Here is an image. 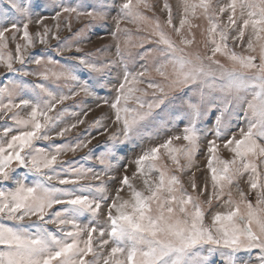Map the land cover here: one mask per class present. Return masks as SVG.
I'll use <instances>...</instances> for the list:
<instances>
[{
  "label": "snow or ice",
  "instance_id": "6c2138e0",
  "mask_svg": "<svg viewBox=\"0 0 264 264\" xmlns=\"http://www.w3.org/2000/svg\"><path fill=\"white\" fill-rule=\"evenodd\" d=\"M3 4L7 6H0V68L4 69L0 76L8 83L0 86V120L8 117L23 130L0 143V181L17 182L14 190L0 191V216L16 222L15 227L0 224V264H212V257H219L221 264H251L252 253L256 250L259 264H264V171L261 170L264 165V0H229L216 7L212 0H199V3L183 0L179 27L173 24L172 8L167 0L161 8L166 13L164 24L159 18L153 23L152 18L144 14L145 11L154 12V6L148 0H123L119 5L115 0L111 5L109 0H71L70 3L65 0H0V5ZM115 9H118L113 17L117 31H121L122 21L136 24L138 30L141 24L150 26L151 33L146 39L157 46L155 51L161 59L154 71L161 81L146 80L150 73L145 65H141L140 70L129 69V49L135 45L128 39L122 42L123 47L118 40L116 59L102 64L93 61L90 54H75L82 51L79 40H61L62 17L71 32L73 18L104 21ZM197 9L209 21L204 54L189 51L195 43L192 33L195 26L190 17L196 16ZM46 13H50L56 22L55 31L45 23L49 18ZM225 13H228L227 23L221 19ZM238 20L241 21L239 24ZM30 24L36 25L35 33L29 31ZM165 25L176 33L178 42L165 31ZM232 26H236L237 32L231 37L234 44L242 41L245 31L251 29L247 49L250 52L259 49V63L255 62L256 56L240 55L229 48ZM17 34L22 43L15 44L13 54L6 50L9 38L16 41ZM112 35L115 38L116 32ZM151 36L156 39L153 41ZM50 40L58 43L53 47ZM37 45L46 46L59 57L73 53V49L75 53L67 57L70 65H61L60 60L51 55L31 53L30 49ZM152 51L146 49L140 55L143 57ZM218 54L226 57L231 66L221 63ZM17 64L20 67H16ZM27 64L44 66V70H26ZM81 69L99 78L82 80L77 74ZM112 71H117L122 78L113 85L115 96L111 100L100 98L97 86L111 84V81L102 84L101 80L103 74ZM29 76L71 81L76 87L70 95L56 96L44 84H31L24 79ZM137 84H146V87H134ZM29 87L35 92L33 99L20 95ZM136 92L142 95L137 96ZM81 93L97 97V107L106 104L114 112V118H109L110 125L102 122L103 117L94 122L98 130L103 129L99 135L108 134L103 145H97L103 148L96 156L103 166L100 172L91 168H69L66 166L72 162L61 159L64 153L88 148L95 137L73 144L53 145L50 149L37 147L35 143L63 138L78 124L84 123L80 119L62 128L57 123L61 115L56 112L57 105ZM249 93L251 100L247 99ZM149 95L152 99L145 101L143 96ZM130 100L136 107L129 106ZM162 105L164 109H170L175 118L187 121L182 135L168 137L143 151L131 162L136 169L132 177L127 174L129 165H123L115 198L107 203L105 180H117L110 175L112 162L129 142L146 134L145 121ZM20 108L30 111L21 117L15 111ZM53 112H56L55 116L50 114ZM241 115L248 119L247 129L239 130V138L235 135L227 137L228 118ZM206 118L212 122L207 134L213 137L207 145L212 193L206 203L211 205L213 199L219 200L223 189L245 173H248L249 191H255L257 196L253 205L246 199L244 191L239 190V201H234L229 192V198L224 202L228 210L218 211L212 217L215 232L203 226L204 211L199 195L208 191L207 182L199 187L195 173H192L190 187L192 192H199L194 196L184 187L179 175L166 174L159 164L163 150L177 172L191 169L201 136L205 134ZM113 125L115 130L109 131ZM9 132L10 128L5 127L4 137ZM221 137H225L223 147L233 153L231 160H220L217 156L220 148L217 141ZM181 139L185 142L183 145L173 146V141ZM91 156L90 149L89 157L85 159ZM17 168L27 169L37 179L31 185L25 182L26 178L17 179ZM154 171L159 172L157 180L152 178ZM137 176L143 178L142 190H137L132 183ZM85 178L99 183L84 185L81 181ZM125 186L131 200H123L120 196ZM241 206L245 211H241ZM85 215L93 218L105 215L106 219L104 224L95 219L89 224H81L80 218ZM50 224L55 225L63 237L50 231L47 227ZM69 227L71 230H66ZM109 244L112 245L110 251L102 254L100 250ZM205 251L207 254L202 255Z\"/></svg>",
  "mask_w": 264,
  "mask_h": 264
},
{
  "label": "rangeland",
  "instance_id": "374dc122",
  "mask_svg": "<svg viewBox=\"0 0 264 264\" xmlns=\"http://www.w3.org/2000/svg\"><path fill=\"white\" fill-rule=\"evenodd\" d=\"M66 3H70L71 0H65ZM123 0H115V3L119 5L122 3ZM148 2L154 6V12L153 11H145L144 14L150 18H152V22L154 23L156 18H159L160 22L164 24V21L166 19V13L161 11V8L163 6V3L165 0H148ZM189 3H199V0H188ZM229 0H212L213 6L216 7L218 4H227ZM112 0H109V4L111 5ZM167 3L170 4L172 8V18H173V24L176 27H179L180 19L183 17V0H167ZM3 7H6V4L0 5ZM118 9H115L110 12L108 18L104 21H90L86 18L81 17L79 21H77L75 18L71 20V32L67 30V27H65L63 23V17L61 19V29L59 31V36L61 40H64L65 38H69L71 41H80L79 46L81 47L82 51L80 53H75V50L73 49V53H66L64 57L56 56L55 51L50 50L44 45H37L35 48L30 49V52L33 54H44V55H51L54 59L60 60L61 65H70V61L67 59L68 56L72 54L76 55H85L90 54V58L97 62V63H104L108 60L116 59V43L119 40L122 44V42L125 39H128L130 41L131 45H135V47H130L129 51L131 52V58L128 61V67L130 70H140L141 65H145L149 69L150 75L147 76L145 79H152L156 81H161V77L154 71V67L157 66V64L160 62V56L159 53L155 51L156 45L155 43H149L146 37L150 36L151 28L148 24H141L138 26L136 24L130 23L128 21H122L120 25L121 31H117L116 24L113 19L117 15ZM46 15L49 16V18L45 21V23L52 28L55 31V21L51 19V14L46 13ZM227 15L228 13H225L224 16L221 18L223 23H227ZM33 19H35V16H33ZM191 23L195 26L192 28V33L195 35V43L191 46L189 51L191 52H200L201 54H204L206 51L204 47V41L206 39V30L209 27V21L208 19L201 13V10L197 9V13L195 17H190ZM241 21L238 20V24ZM127 28L129 31L125 33L123 29ZM236 26H232L231 29H229V48L233 51H235L237 54L240 55H254L257 57L256 63H259V49L257 48L256 52H250L247 49V40L251 34V29H247L245 31V36L242 41H239L238 43L234 44L231 37L237 35V32L235 31ZM147 29V30H145ZM37 27L35 24L29 25V31L32 33H35L37 31ZM165 31L171 36L173 40L179 41V37L176 35V33L167 25H165ZM186 31V29H185ZM116 32V37L114 38L112 33ZM79 33V35H77ZM9 34L6 33V36ZM19 35L17 34V40L12 41L11 38H9V47L6 51L12 52L15 54V44L17 42H21L19 40ZM153 41L156 39L155 36L150 37ZM50 45L53 47L58 43L56 40H50ZM141 43H143V46L141 47ZM123 47V44H122ZM146 49H153L151 53H149L146 56H141V53H144ZM217 59L220 60L221 63H223L225 66L230 67V61L223 56H220L218 54ZM16 67H20V65H15ZM26 70L29 71H42L44 70V66H37L35 64H27ZM4 69L0 68V73H3ZM168 71L171 72V67L168 68ZM82 80H89L93 81L95 79H98L99 77L96 74H89L82 69L78 71L77 73ZM9 77H11V74H8ZM26 81L30 82L31 84H44L45 88L51 91L54 95L60 96V95H70L71 91L75 89L76 85L71 81H64V80H55L54 78H49L48 80L40 79L36 76H29L24 78ZM118 79H122L118 76L117 71H112L110 73L103 74V80H101L102 84H108V81H111V84H108L107 87H100L97 86V94L98 97L103 99H113L115 96V92L113 90V85L116 83ZM8 83V80L5 79L3 76H0V86H3V84ZM132 87L133 85H129ZM134 87L143 89L146 87V84H137ZM36 91H39L37 89ZM23 96V98L26 99H33L35 96V92L31 89V87L27 88L24 93L20 94ZM44 96L45 99H47V96L44 94H41ZM135 95L139 96L142 95L141 92H136ZM143 99L145 101H150L152 97L149 96H143ZM247 99L251 100L252 96L249 93L247 95ZM97 97L95 96H85L83 93H81L78 96H75L74 98H70L64 101L63 104H58L56 107V112H59L60 119L57 122L59 127H65L66 125H70L73 123H76L78 120L83 119V124H78V126L73 129L70 133H68L63 138H55L50 141H44L39 140L36 141L37 147L42 148H49L53 145H65V144H73L76 143L78 140H87L91 139L92 137H95V139H92V143L89 145L88 148H83L75 153L67 152L64 153L61 157L64 161H71L72 163L70 165H67L66 167H76V168H83L93 169L94 172H100L103 168L102 165L99 164V162L96 160V156L100 154L101 151H103L102 147H97V145H103V143L107 140L108 134L99 135V131H103V129H97L94 122L96 120H99L103 117V123L105 125H110L111 120L109 118H114V112L109 108L106 104H101L100 107H97ZM130 107H136V104L134 101H129ZM247 105L245 104V108ZM88 109H91V111H88ZM163 109V110H162ZM16 112L20 114L21 117H24L27 115V113L30 111L29 108H20L16 109ZM56 112L50 113L51 115L55 116ZM87 112V115L85 116L84 113ZM12 114L9 113V116ZM147 124V127L145 129V135L139 138H134L132 142H129L128 145L117 154V158L112 162L113 163V170L110 172V175L117 177V180L111 181V180H105L106 185V193L107 196V203H111V200L115 198L116 195V189L119 187L118 179L123 175V165L128 164V172L127 174L129 177H132L133 172H135V164L131 163L135 160L136 157L142 154L143 151L150 149L151 147L162 143L164 140H166L168 137L175 136V135H182V129L184 125L187 123V121H181L177 118H175L171 112L170 109H164V106L162 105L160 109H156L153 112V116L149 118L148 121H145ZM205 124L207 127L205 128V134L201 136L199 149L195 155V163L193 167L189 170H186L185 172H177L175 165L172 164L171 160L168 158L166 154L163 153L161 155V160L159 162L160 166L163 167L166 174H176L179 175L181 178V182L184 185V187L190 192L192 195L197 196L199 195V192H192V189L189 184V177L192 176V173H195V181L199 187H203L205 182H207L208 185V191L204 193L203 195H199V200L202 206V209L204 211V219H203V226L205 228L211 229L213 232H215V228L212 224V217L216 212H225L228 209L225 208L224 202L228 200L229 196L228 193L231 192L232 199L234 201H239V190H242L246 193V199L248 201H251L253 205L256 204V192L255 191H249V184L248 181V173H245L241 178H239L237 181H235L231 186H226L223 189V195L219 200L213 199L212 204L209 205L206 203L208 196L212 193V181H211V172L207 167L208 163V154H207V145L208 141L213 139L212 135L207 134V130L212 127L211 120L207 119L205 120ZM5 127L10 128L9 135L7 137H4L3 129ZM116 126L110 127L109 131L115 130ZM248 127V119L245 118L243 115H241L239 118H236L235 116L228 118V127L226 129V135L227 137H231L235 135L237 138L240 137V129H247ZM23 129L17 125L14 124V122L6 117L5 119L0 120V143H4L7 139L11 138V135L18 134L19 131H22ZM225 137H221L220 140L217 141L218 144H220V148L217 152V156L220 160H231L233 158V153L225 149L222 145V141ZM185 142L181 140H175L173 141V146L179 147L183 145ZM92 150V156L90 158L85 159V157H89V150ZM184 161L181 160V164H183ZM259 163V162H258ZM15 167V165H14ZM261 170L264 171V165L261 166ZM16 177L17 179H25V182L29 185H31L37 177L33 173H29L27 169H19L16 170ZM159 177V172H153L152 178L154 180H157ZM82 184L88 185V184H97L99 181H93L89 178H85L81 181ZM132 183L135 185L137 190H142L144 188L143 185V178L137 176L135 179L132 180ZM17 182L16 180H11L7 182L0 181V191H12L16 188ZM85 195L88 194V192L84 193ZM120 196L123 200H131V194L130 191L125 186L123 191L120 192ZM106 211V209H105ZM241 211H245L244 207L241 206ZM35 217H33V220ZM95 219L96 222L100 224H104L106 216L100 215L96 218L91 217L90 215H85L80 218L81 224H89ZM25 223H30L29 221H26ZM0 224H4L9 227H15L16 222L11 221L7 219L6 217L0 216ZM50 231H52L54 234H56L59 237H63V233L57 229L55 225H48L47 226ZM68 231L71 230L69 227L66 229ZM70 242V240H69ZM96 242V238L94 235V243ZM112 245L109 244L105 248L101 249L102 254H107L110 251V247ZM206 247V246H205ZM206 251L202 253V255H206ZM259 256L258 250L254 251L252 253V261L251 264H259V260L257 257ZM121 259H124L123 256L120 257ZM88 259H92V257H88ZM212 264H221L219 257H212L211 258Z\"/></svg>",
  "mask_w": 264,
  "mask_h": 264
}]
</instances>
